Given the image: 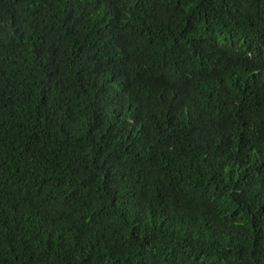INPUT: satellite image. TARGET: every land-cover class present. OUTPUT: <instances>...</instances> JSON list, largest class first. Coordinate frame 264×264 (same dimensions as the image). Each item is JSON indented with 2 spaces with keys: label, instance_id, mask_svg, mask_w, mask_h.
<instances>
[{
  "label": "trees",
  "instance_id": "trees-1",
  "mask_svg": "<svg viewBox=\"0 0 264 264\" xmlns=\"http://www.w3.org/2000/svg\"><path fill=\"white\" fill-rule=\"evenodd\" d=\"M0 264H264V0H0Z\"/></svg>",
  "mask_w": 264,
  "mask_h": 264
}]
</instances>
